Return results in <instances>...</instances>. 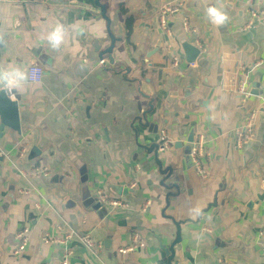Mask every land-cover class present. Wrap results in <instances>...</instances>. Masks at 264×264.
I'll list each match as a JSON object with an SVG mask.
<instances>
[{"label": "crops", "instance_id": "1", "mask_svg": "<svg viewBox=\"0 0 264 264\" xmlns=\"http://www.w3.org/2000/svg\"><path fill=\"white\" fill-rule=\"evenodd\" d=\"M106 3L122 43L100 59L111 40L94 0H0V68L44 71L13 100L21 132L0 137V264H167L170 218L181 224L178 264H264V0ZM212 4L227 11L224 26L206 16ZM253 4L261 19L248 29ZM167 6L181 15L163 32ZM58 22L68 33L57 50L45 37ZM193 41L200 55L190 66L183 45ZM240 82L252 94L246 102ZM252 112L254 140L239 150L235 131ZM200 135L203 174L188 159ZM154 146L161 169L172 171L165 184L179 188L167 209L177 190L161 186ZM98 196L125 206H102ZM71 231L89 234L95 252L64 241ZM136 236L144 247L120 254Z\"/></svg>", "mask_w": 264, "mask_h": 264}, {"label": "built area", "instance_id": "2", "mask_svg": "<svg viewBox=\"0 0 264 264\" xmlns=\"http://www.w3.org/2000/svg\"><path fill=\"white\" fill-rule=\"evenodd\" d=\"M250 1L252 2V0ZM252 7L253 9L250 11L249 24L247 27L248 29L251 28L254 25V23H257L261 19V11L258 8V6L256 4L255 5L253 4ZM180 15H181V9L179 7H175V6L163 7L160 10V14H159V23L161 30L163 32L167 31L171 18H176L179 17ZM183 28L186 31V33L189 35L195 33L193 30H191L188 23L185 21H183ZM173 61H174V66L178 67L179 65L178 59L173 57ZM190 66H194V64ZM43 76H44V71L41 67L33 66L30 67L28 70L29 83L31 84H40L42 82ZM237 92L242 102H246L251 97V94L247 90L246 84L244 82L239 83V85L237 86ZM254 119H255V113L252 112L247 116L243 125L235 131V138H236L235 146L237 149L239 150L243 149L245 146H247L254 140ZM160 143L163 150H169L173 146V143L169 140L165 132L161 133ZM206 143L207 141L205 136L200 135L199 138L195 142H193L191 151L189 152V156H188V159L192 167H194L197 171H199L200 174H203L200 168L201 166L200 159L204 155V148ZM34 172H35L33 174L34 176H43V177L49 176L48 171L45 169H36ZM97 199L99 200L102 206H108L112 208L115 207L121 208L125 206L120 201L110 200L105 198L104 196H98ZM28 234H29L28 229H25L21 231L18 235V239L20 240V248H19L20 253H22L25 250V247L27 245ZM260 236L264 238V231L260 234ZM72 238L78 239L81 245L84 246L87 250L91 252H95L97 245L89 234H77L71 231L64 241H68ZM44 242L48 244L47 240H44ZM143 247H144L143 242L140 240L139 236H136L132 244L129 247L119 250V253L122 255H127L133 253L136 248H143ZM63 264H67V263H63Z\"/></svg>", "mask_w": 264, "mask_h": 264}, {"label": "water", "instance_id": "3", "mask_svg": "<svg viewBox=\"0 0 264 264\" xmlns=\"http://www.w3.org/2000/svg\"><path fill=\"white\" fill-rule=\"evenodd\" d=\"M107 0H94V7L99 9L101 18L105 21L106 24V31L107 34L111 40L110 47L107 50L98 52L100 59H104L107 55H111L114 51V49L117 48L118 43H122V32H120V36L113 34L111 30V20L107 16L108 13V5L106 3ZM213 6V4H212ZM261 24L264 25V21L261 22ZM183 50L185 52L187 62L192 65L196 62L197 58L200 55V50L195 45V42L186 43L183 45ZM112 59L111 57H108ZM112 62V60H111ZM252 95V94H251ZM254 95V92H253ZM257 95V93H256ZM255 95V96H256ZM11 129L13 132L20 133L21 132V124H20V115H19V106L17 102H14L12 99L9 98V95L6 92H0V137H3V133L5 129ZM193 135L190 136L189 142H192ZM176 148H179L181 146L176 145ZM155 150V159L156 163L158 164L160 168V173L164 176V178L161 180V186L164 188L171 190L173 187L176 188L177 193H169L166 196V209L170 205V198H173L175 196L179 195V188L177 186H168L166 185V181L169 179V177L172 175L171 169L163 171L161 169L160 163L158 161L157 155L159 151V146L151 147V150L149 152H152ZM264 187V186H263ZM166 211V210H165ZM167 217V216H166ZM170 220L173 222L174 226L176 227V238L173 241V243L168 246L167 249L162 248V251L165 254V262L167 264H178V262L175 261L176 258V250L175 247L179 245L182 241V235H181V224L176 222L174 219L170 218Z\"/></svg>", "mask_w": 264, "mask_h": 264}, {"label": "clouds", "instance_id": "4", "mask_svg": "<svg viewBox=\"0 0 264 264\" xmlns=\"http://www.w3.org/2000/svg\"><path fill=\"white\" fill-rule=\"evenodd\" d=\"M206 16L210 22L217 26H224L228 22V13L216 6H209L206 10ZM19 21H17V24ZM68 33V28L64 23H57L56 26L46 35L48 43L54 49H59L65 41V37ZM4 42V37L0 34V43ZM29 81L27 72L18 68L4 69L0 68V92H6L9 98L16 99L17 93H19L24 85ZM193 218L200 217L202 215V209L195 207L190 213Z\"/></svg>", "mask_w": 264, "mask_h": 264}]
</instances>
